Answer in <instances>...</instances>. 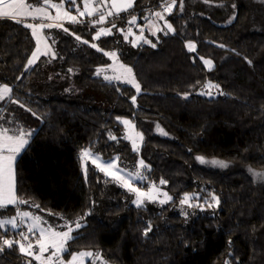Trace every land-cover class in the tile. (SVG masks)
Here are the masks:
<instances>
[{
    "label": "trees",
    "instance_id": "obj_1",
    "mask_svg": "<svg viewBox=\"0 0 264 264\" xmlns=\"http://www.w3.org/2000/svg\"><path fill=\"white\" fill-rule=\"evenodd\" d=\"M161 2L136 0L133 9L120 14L123 19L114 20L118 28L135 30L126 22L135 15L154 48L143 41L133 47L116 29L96 41V28L44 31L56 60L65 62L64 78L77 90L74 95L42 85L46 74L54 78L60 73L27 66L35 47L30 29L0 19V85H9L18 101L0 102V124L35 130L16 163L18 194L29 201L23 207L48 214L53 225L55 216L72 223L79 219L83 226L73 233L77 239L69 242L68 251L99 252L109 264H264V186L248 171L264 172V32L251 30L250 10L238 0H185L182 13L177 4L166 16L174 33L149 35L153 29L143 18L161 10ZM231 10L235 19L219 26ZM188 42L196 44L195 52L188 51ZM91 43L114 50L132 68L141 86L135 105L132 87L95 76L109 61ZM199 57L210 59L213 67L207 69ZM209 82L223 94L199 95ZM185 93H190L187 99ZM123 116L143 135L139 155L148 166V183L167 181L162 186L173 199L162 207L137 208L122 191L112 192L110 179L96 168L88 166L85 174L80 167V152L86 148L103 158L135 159L137 153L122 138L117 117ZM197 156L227 167L205 168ZM191 192L214 193L220 203L216 212L200 213L186 225L170 207ZM14 210L9 206L2 212ZM148 224L152 230L144 236ZM29 261L15 245L0 252V264Z\"/></svg>",
    "mask_w": 264,
    "mask_h": 264
},
{
    "label": "snow or ice",
    "instance_id": "obj_2",
    "mask_svg": "<svg viewBox=\"0 0 264 264\" xmlns=\"http://www.w3.org/2000/svg\"><path fill=\"white\" fill-rule=\"evenodd\" d=\"M205 3H209L210 0H204ZM264 2V0H261ZM136 0H0V19L12 20L17 24H22L25 28L31 29L32 37L36 41L35 51L32 52L31 58L27 60V66H32L40 58L41 55L51 56V59L56 58V53L52 50L51 45L48 43L51 37L44 34L45 28H61L64 32H69L68 28L63 27V23L59 21L67 20L71 23H91L93 28H96V32L92 37L93 41L100 40L102 36H110L113 34V29H116L125 41H128L130 36L135 35L131 27L118 28L115 19H123L120 16L122 12H129L133 9ZM185 0H162L159 4L161 10L154 11L150 14V17H146L149 26L153 31L151 35L156 36L157 32H162L164 35L168 33H174L175 29L173 24L166 19L167 15H172L173 11L177 9L179 5V12L184 11ZM83 5L81 9L80 5ZM66 5L70 7H66ZM223 6V5H219ZM235 7V5H233ZM49 9L55 10V16L51 14ZM75 10L76 15L72 14ZM109 18H112L111 20ZM235 19V16L229 19V23ZM39 21V23L29 22ZM163 21V25H158L156 21ZM43 21H52L51 23H44ZM128 25H137V17L135 15H129L127 19ZM109 24V27L104 25ZM97 26H100L97 28ZM77 41L83 44H89L88 40H82L79 35L75 36ZM159 38H157L158 41ZM138 41H143L145 44H151L154 48L156 44L144 36V29L140 27V34L135 36V40L132 41V46L135 47ZM54 44L55 41L53 40ZM43 45V47H41ZM224 47V45H219ZM90 47L95 48L96 51L102 52L104 56L113 60L114 64H118V56L114 51H105L100 48L96 43H91ZM186 47L189 52L196 51V44L194 42H188ZM200 61L206 65L209 70L212 67V61L199 57ZM196 58L193 57V63ZM251 64V61H248ZM111 67V66H110ZM121 74L117 76H109L104 74L103 79L111 83L113 80L119 81L124 84L131 85L135 88L136 94L130 97L131 104L135 105L137 95L141 92V86L137 81L135 74L131 67H128L122 63L118 64ZM28 68H25L27 71ZM115 70V69H114ZM71 72L72 69H69ZM104 71L103 68H98L96 75H101ZM199 83V82H197ZM219 89L218 85H214L211 82L204 85L206 91H201L199 95L212 96L211 89ZM120 91L119 88H117ZM13 89L7 85H0V102L5 100L11 103H17L12 97ZM220 94H223L222 92ZM190 93H185L184 98L187 99ZM24 107V105H20ZM30 111V109H29ZM36 115V113H33ZM39 119V117H37ZM3 119V117H0ZM120 123H122L128 131L135 132V125L128 119H121L117 117ZM157 130L164 133L160 126L157 125ZM126 131L124 139L130 140L132 143V150L138 152L137 139L143 140V135L140 132H135V137L128 134ZM35 134V130H26L22 127H6L4 124H0V211L7 210L9 206L15 209L14 215L0 216V230L3 231L4 235H0V252L4 251L5 248L12 249L15 245L19 252L25 256L31 257L37 264H85L86 259L90 261V264H107L99 252L92 251H80V252H69V242L77 239L73 236V232L81 228L83 225L80 220H76L73 223L66 222L64 225L59 226L64 230H59L58 227L48 224L43 217L35 215L29 211H22L20 205L29 204V201L24 199L18 194L17 191V180H16V163L17 158L22 152L27 150L30 142ZM109 138L116 140L117 137L109 134ZM79 159L81 166L85 171L88 170L87 161H90L96 169L103 172L105 176H111L115 181L119 182L121 186L126 187L135 194V199L132 201L137 208H141L146 201L148 202H159L160 205H164L172 201V197L167 193L163 192L157 184L153 182L147 191H142L139 187L135 186V181H144L148 177L139 170L141 168H147L144 160L140 159L138 162V169L135 172L125 171L123 168L118 166L119 157H115L112 160L103 161L100 156L94 155L90 149H83L80 152ZM196 159L201 163H210L216 167H227V164L223 161L211 160L206 161L204 157L197 156ZM150 171V169H148ZM249 173L254 179L259 182H264V172H257L251 168L248 169ZM107 182V181H106ZM167 181L161 178L159 185H166ZM210 201H204V204L199 203V197H194L189 194H184L180 200V205L187 207H203L206 205L211 208L213 205L218 206L220 201L219 198L214 194L210 193ZM196 203H193V201ZM32 207L39 208L37 204H33ZM51 215V213H49ZM90 214L86 213L85 215ZM185 217L189 214L183 213ZM63 219V217H60ZM80 219H83L81 217ZM74 224V226H73ZM26 228V231L21 229ZM151 225L148 224L144 230L143 235L147 236L151 231ZM15 231L19 239L9 238L8 233ZM68 253L69 258H65V253ZM31 264V260L28 262Z\"/></svg>",
    "mask_w": 264,
    "mask_h": 264
},
{
    "label": "rangeland",
    "instance_id": "obj_3",
    "mask_svg": "<svg viewBox=\"0 0 264 264\" xmlns=\"http://www.w3.org/2000/svg\"><path fill=\"white\" fill-rule=\"evenodd\" d=\"M239 2H242L243 4H247V6H248V8H249V10H250V28H251V30H255V31H262V32H264V2H261V0H238ZM261 5H263V6H261ZM81 6V9L83 8V5H80ZM66 7H70V6H68V5H66ZM49 11L51 12V14L53 15V16H55V10H53V9H49ZM122 13H124V12H122ZM72 14H73V12H72ZM75 15H76V13H74ZM73 14V15H74ZM234 16V10H233V12H232V10L230 11V12H228V13H226V15L224 16V19L219 23V26H228L229 24H231V23H229L228 21H229V19L231 18V17H233ZM147 17H150V15L149 16H147ZM146 17H144L143 19H145ZM110 19V18H109ZM112 19V18H111ZM146 20V19H145ZM29 22H34V23H39V21H31V20H29ZM44 23H51L52 21H43ZM157 22H159V20H157L156 21V23ZM161 23H163L162 21H160ZM59 23H66L68 26H63V27H65V28H67V27H69V26H77V25H81V26H85L86 27V30H91V28H93L92 27V25H91V23H88L87 22V20H86V22L85 23H71V22H68L67 20H62V21H59ZM140 27H143L142 25H139ZM146 26H148V27H150L149 26V23H147V25ZM98 27H100V26H97V28ZM104 27H105V25H104ZM140 27H137V26H135L134 27V29L135 30H133V33L135 34V35H133V36H130L129 37V40H130V42H131V44H132V41L133 40H135V36L136 35H139L140 34ZM48 28H45L44 30H43V32L45 31V30H47ZM51 29H55V28H51ZM61 29V28H60ZM144 29V28H143ZM49 30V29H48ZM30 32H31V29H30ZM87 32V31H86ZM151 34V31H150V33H149V35ZM31 35H32V33H31ZM34 39V38H33ZM34 42H35V47H34V49H33V51H35V48H36V41H35V39H34ZM140 41H138L137 42V44L139 43ZM48 43L51 45V43H50V41H48ZM136 44V45H137ZM41 47H43V45H41ZM51 47H52V45H51ZM52 50L54 51V48L52 47ZM32 51V52H33ZM110 51H114V50H110ZM55 52V51H54ZM115 52V51H114ZM32 54V53H31ZM29 58H31V55L29 56ZM28 58V59H29ZM108 58V57H107ZM57 59V56H56V58L55 59H51V56L49 55V56H44V55H41L40 56V58L35 62V64L34 65H32L31 67H36V68H39V70H40V72H44L45 70H48V67H49V70H51V69H55L56 71H58L59 73H60V76L59 77H50L48 74H46V76H45V78L43 79V80H41V83H42V85H49V87H50V89L51 90H55V92H63L64 90L66 91V93L68 94V95H74V94H76V92H77V90L76 91H74V88H72L71 86H69V84L68 83H66V81H65V78H64V68H65V62H63V61H61V60H56ZM108 65H106V66H102V67H98V68H103L104 69V71L101 73V75H96V72H97V69H96V71H95V76H98V77H100L101 79H103V76H104V74H107V75H109V76H117V75H120L121 74V70L119 69V67H118V64H120V63H122L119 59H118V64H114L113 63V60H111V59H109L108 58ZM122 64H124V63H122ZM125 65V64H124ZM111 66V67H110ZM126 66H128V65H126ZM129 67V66H128ZM205 67L207 68V69H209L206 65H205ZM212 67H213V65H212ZM211 67V68H212ZM115 69V70H114ZM58 72H56L57 74H59ZM73 77H72V73H70L69 75H68V80H71ZM104 80V79H103ZM112 82H118V83H121V82H119V81H116V80H113ZM35 83L36 84H39V81H35ZM124 84V83H123ZM40 85V84H39ZM126 85H128V84H126ZM128 86H130L131 87V85H128ZM76 89V88H75ZM134 89V91L136 92V90H135V88H133ZM201 91H206V90H204L203 88H201V89H199L198 91H197V93H199V92H201ZM211 92H212V96H217L218 94H220V89H216V88H213V89H211ZM207 96V95H206ZM103 102H100V101H97V106H99V107H101L102 105L106 108L107 107V104H102ZM121 119H128V120H130L129 118H127V117H120ZM118 120V119H117ZM119 121V120H118ZM131 121V120H130ZM132 122V121H131ZM133 123V122H132ZM121 124V126H122V138H124V136H125V133H126V131H128L126 128H125V126L122 124V123H120ZM135 132H139L136 128H135ZM135 132H132V131H128V134L129 135H132L133 136V138H136L135 137ZM137 139V144H138V152H135V151H133V152H135V153H137V155H136V157H135V159H133L132 161L131 160H125V159H120L119 158V161H118V166L119 167H121V168H123L126 172L127 171H132V172H135L137 169H138V167H139V165H138V162H139V160L140 159H143L140 155H139V152H140V150H141V146H142V141H140L138 138H136ZM126 141H127V143L130 145V148L132 149V143H131V141L130 140H127V139H125ZM94 155H97V154H95L94 152H92ZM99 156V155H98ZM115 157H117V155H115V156H113V157H111V158H103V157H101L100 156V158H101V160H103V161H108V160H112L113 158H115ZM144 160V159H143ZM205 160L206 161H211V160H213V159H206L205 158ZM199 162V161H198ZM87 163V165L88 166H92V167H94L95 168V166L94 165H92L91 164V162L90 161H87L86 162ZM144 163H145V165H147V163L144 161ZM199 164L201 165V166H203V167H205V168H209V169H214V170H223V169H225L226 167H223V168H221V167H216V166H213V165H211L210 163H204V164H201L200 162H199ZM227 164V163H226ZM80 167H81V169H82V171L83 172H85L84 171V169L82 168V166H81V161H80ZM98 171H99V169H97ZM143 174H144V176H146L147 177V174H146V168H141V169H139ZM101 172V171H100ZM257 172H259V171H257ZM102 173V175L103 176H105V174L103 173V172H101ZM251 175V174H250ZM252 176V175H251ZM106 178H108V179H110V183L111 184H109L110 185V190L112 191V192H114V191H117V190H120V191H122L123 193H124V197H125V201L127 202V203H129V204H133L132 203V201L135 199V194L134 193H132L131 191H129V189H127L126 187H123V186H121V184L119 183V182H117V181H115L111 176H105ZM254 179V178H253ZM255 181H256V183H258L259 185H261V186H264V182H259V181H257L256 179H254ZM147 182V183H146ZM146 183V184H145ZM147 184H149V185H147ZM151 182L150 183H148V181H147V179L146 180H144V181H139V180H137V181H135V186H137V187H139L142 191H147L149 188H150V186H151ZM157 184V187H159L163 192H166V190L164 189V187L162 186V185H159V182H157L156 183ZM211 192H209V193H202V192H191V193H187V194H189V195H192V196H194V197H199V203L200 204H204V201H206V200H209L210 201V194ZM216 195V194H215ZM184 196V195H183ZM183 196H182V198H183ZM181 200V199H180ZM180 200L175 204V205H173L172 207H170V213L171 214H174V215H179L180 217H181V219L183 220V222H184V224H186V225H189L190 224V222L198 215V214H200V213H214V212H216L217 210H218V206H216V205H213V207H211V208H209V207H207L206 205L203 207V209H201V207H192V208H189V207H187V205H184V206H181L180 205ZM169 203V202H168ZM193 203H196V201L194 200L193 201ZM167 204V203H166ZM25 204H22V208H21V210L22 211H29V212H31V213H33V214H35V215H39V216H41V217H43L44 218V220H46L47 222H48V224H50V225H52V226H56V227H58V229L59 230H64V229H62V228H59V226H61V225H64L66 222H68V223H72L71 221H69V220H67V219H65V218H63V219H61L60 218V216H55V218H56V222H57V224H55V225H53V224H51L50 223V221H51V219H52V217L51 216H49L48 214H46V213H44V212H37L36 210H32V209H27V208H24L23 206H24ZM134 206H135V204H133ZM151 205H153L154 207H162V206H164V205H160L159 204V202L157 201V202H148V201H146L145 203H144V205L143 206H151ZM31 208H34V207H32V206H30ZM8 210V209H7ZM15 211V210H14ZM14 211H13V214H8V213H3L2 211H0V216H7V217H10V216H12V215H14ZM184 212H187L189 215L187 216V217H185V215L183 214ZM73 226H74V224H73ZM21 230H23V231H26V228H24V229H21ZM75 232V231H74ZM73 232V233H74ZM13 234H16V232L14 231V233ZM0 235H4V233H3V231L2 230H0ZM8 236H9V238H10V236H11V233H8L7 234ZM12 238V237H11ZM65 255V254H64ZM28 257V256H27ZM31 261H33L35 264H37V262L35 261V260H32V258L31 257H28ZM69 258V257H68ZM88 263H90V261L89 260H87L86 259V262H85V264H88ZM97 264H99V261H97ZM107 264H109V263H107Z\"/></svg>",
    "mask_w": 264,
    "mask_h": 264
},
{
    "label": "bare ground",
    "instance_id": "obj_4",
    "mask_svg": "<svg viewBox=\"0 0 264 264\" xmlns=\"http://www.w3.org/2000/svg\"><path fill=\"white\" fill-rule=\"evenodd\" d=\"M63 26H68V25L66 23H63ZM77 27L85 28L84 26H81V25H77Z\"/></svg>",
    "mask_w": 264,
    "mask_h": 264
},
{
    "label": "crops",
    "instance_id": "obj_5",
    "mask_svg": "<svg viewBox=\"0 0 264 264\" xmlns=\"http://www.w3.org/2000/svg\"><path fill=\"white\" fill-rule=\"evenodd\" d=\"M53 2H58V1L53 0ZM81 5H82V4H81ZM72 12H73V14L76 13L75 10H73ZM74 15H75V14H74Z\"/></svg>",
    "mask_w": 264,
    "mask_h": 264
}]
</instances>
